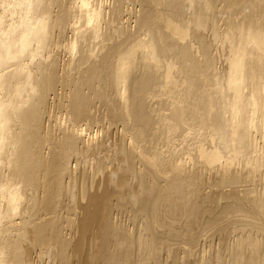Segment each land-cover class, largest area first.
<instances>
[{
  "label": "bare ground",
  "instance_id": "bare-ground-1",
  "mask_svg": "<svg viewBox=\"0 0 264 264\" xmlns=\"http://www.w3.org/2000/svg\"><path fill=\"white\" fill-rule=\"evenodd\" d=\"M109 1L110 5L101 2L96 5L90 0H78L79 6H74V0H0V264H21L23 261L21 257L24 251L20 240L26 235L27 223L31 226L32 234L29 232L32 238L34 235L32 240L29 239L32 248L37 245L46 248L43 244L51 240L52 244L48 242L51 244L49 249H44L46 254L50 253L54 258L55 250L60 255L69 249V253L78 256L77 264H147L148 261L157 264L159 245L172 238L184 243L185 247L186 244L195 247L197 235L189 234L188 230L165 232L169 237H163V233L158 232L159 228H163L158 213L164 206L166 213L170 214L168 210L176 209L180 216L188 220L198 219L196 200L199 190L193 186L194 177L188 176L187 170L185 172V161L178 157L180 151L177 154L178 145L185 144L187 151L191 144L194 145L203 161L209 165L220 161L224 167L222 171H228L227 162H221L224 158L220 156L221 151L207 150L200 139L205 130L219 128L217 122L221 121V114L219 116V111L213 110V105L216 94L224 97V85H220L219 77L214 72V58L209 44H204L205 31L209 32L212 40L219 41L227 48L225 79L227 89L232 91V99L227 104H230L235 116L248 106L251 112L246 110V114H252L258 101H261L258 89L262 93L260 87H264V78L260 81L263 76H259L257 80L252 67L259 65L264 74V0ZM126 2H130L132 8H128ZM76 10L86 19H82L83 24L77 18ZM121 14H132L131 18H127L133 19L130 27L127 22L124 25L120 22V26L116 24L119 27L109 25L110 29L103 30V33L100 31V19L114 21L115 15L121 18ZM75 18L81 24H76ZM99 35L100 44H91L90 38L96 39ZM195 43L199 46L196 53L192 49ZM201 43L205 46H201ZM58 48H64L62 51L68 53L64 61L57 59ZM245 80L251 83L249 96L244 93ZM51 97H56L58 109H62L59 112L65 114L64 118H58L62 121L55 124L56 127L52 125L56 117L54 120L49 115L44 121L45 114H51L48 108L50 103H54ZM50 98L53 103L48 104ZM104 118L119 123L127 135L130 146L124 147L126 167L113 169V173L108 174L116 182L114 187L86 198L81 207L82 216L77 222L78 236L69 239L62 233L54 206L49 209L51 216L47 213L46 216L30 219L29 209H22L28 212L27 216L21 212V207L25 206L18 204L22 198H26V194H23L27 189L23 192L25 186H41L46 190V195L52 187L56 191L64 177L71 174L69 158L76 153V146L80 142L78 136L84 130L79 123L97 124ZM235 119H226L229 133L221 138L226 147L243 141L245 131L240 130L242 122ZM250 119L248 115L245 119L247 125L254 121ZM52 126L57 132L45 134L44 131ZM235 145L233 149L236 152L238 147L235 148ZM234 150L231 153L234 154ZM97 166H101L100 161ZM127 175L136 178V192H127L120 199L117 198L115 206L128 208L132 219L139 220L138 226L129 229L131 231L109 220L107 206L109 197L126 191ZM230 176L223 177L222 183L237 182L236 177ZM174 191L176 194L172 197ZM81 192L86 193L85 187ZM261 196L259 199L256 195L250 198L245 196L248 197V208L228 203L221 210L222 215L234 213L243 219L246 217L243 221L251 232L262 234L264 212L257 202ZM53 197L49 194L46 203ZM208 198L213 199L209 195ZM204 200L200 198V201ZM18 206L21 210L19 216ZM209 219L199 221L203 224ZM171 224L166 227L170 225L172 229ZM99 226L104 232L97 233V238H100L98 247L95 245L98 251L92 253L87 233ZM241 236L234 244L235 251L231 249L233 254H230L229 262L242 264L244 259L251 261V264H264V242L260 243L253 233ZM244 248L250 253L247 257L244 256L246 252L242 251ZM25 249L30 256L32 250L29 247ZM185 252L189 253L187 250ZM5 255L10 258L8 261ZM247 262L244 264H250Z\"/></svg>",
  "mask_w": 264,
  "mask_h": 264
},
{
  "label": "rangeland",
  "instance_id": "rangeland-1",
  "mask_svg": "<svg viewBox=\"0 0 264 264\" xmlns=\"http://www.w3.org/2000/svg\"><path fill=\"white\" fill-rule=\"evenodd\" d=\"M93 1H94V3H93ZM93 1L90 0V2L92 4L96 3V5H98V3L100 4V2H101V4L103 3V5H110L109 0H99L100 2H97L95 0H93ZM74 4L79 6L78 0H74L73 5ZM126 4H127V6L129 4L128 8H130V7L132 8V6H130V2L129 3L126 2ZM77 8L78 7H75V9H77ZM77 11L78 10H76V14L78 15L77 18H79V20L81 22H82V19L84 18L83 20L85 21L86 20L85 17L82 18V15H81L82 13H80L79 11L77 12ZM124 15L125 14H123V16H122V14H121V16H122L121 18H117L118 16L115 15L116 20H114V21L109 20V22L105 21L104 19H100V21L102 20L99 23L100 24L99 29H101L100 31L103 33V30L105 31L106 29H110L109 25L110 26L115 25V26L119 27L120 22H122L123 25L125 22H127V24H128L127 26L130 27L133 24V22H132L133 19L127 20V18H131L132 14L129 15L130 17L128 15H127L128 17L124 16ZM77 18H75V20L77 21L76 24H78V23L81 24V22ZM6 19H8V18H6ZM82 24H83V22H82ZM116 24H119V26ZM207 29H208V27H207ZM101 32H100V34H101ZM198 32L199 31L197 30L196 33H198ZM204 34H205V36H204V38H205L204 42L205 43L204 44L207 43L206 46L209 44L210 53H212L211 56L213 55V58H214V60H213L214 65H215V67H214L215 71L214 72L219 77V80L222 83V84L220 83V85H222V86L224 85L223 90L225 93L223 92V90H221L222 86H220V90L223 92L224 97L220 98L219 94H216L217 98H216V100H214V105H213V108H214L213 110L219 111V116L221 114V116H220L221 121L217 122V124H219L218 125L219 128L214 129L216 131H214L212 129H207L208 131L205 130L202 133L205 137L202 135L200 136V139L203 142H201V140H198V141L201 142L203 144L204 148H206L207 150L216 149V150H218V152L221 151L220 156H221V158L224 157L221 160V162H224V163L227 162L226 168H228L229 172L227 170H226L227 172H225V173H224V171H222L223 166H221L220 161L210 163V165L207 162L203 161L204 159L200 158L198 156L196 150L194 149V145H192V144L190 145V149L191 148L192 149L191 150L189 149V151H187L188 147H186V148L184 147L185 144L178 145V147L176 148L178 150L177 154L179 155L181 153L180 154L181 156L179 155L178 157H181V160L183 158L182 162L185 161L183 163L185 165L184 166L185 172L188 171V176H190V177L192 176L191 178L194 177L193 179L195 182H194L193 186H195V188L197 187V190H199L198 191V193H199L198 198L199 199L197 198V200H196V206L198 209V219L192 218L191 220L189 219L190 220L189 221L188 218H186V217L184 218L183 216H180L178 214V211L176 209H175L176 210L175 211L173 208H170L171 210L173 209L172 211L168 210L170 212V214L168 212L166 213L164 206H162L160 209L162 212L159 211L158 218H159V221L163 222L160 224V226L163 227L164 229L159 228L158 232L163 233V235L162 234L161 235L163 237L168 238L169 236H167V235H169V234L166 235L165 232L170 233V231H176L177 230L176 232L181 233L184 230H188L189 234H192L193 236L196 234L197 236H195V237L198 240L196 242L195 247L190 246L192 248L191 250L189 249L190 248L189 245L187 246V244H186V247H185L184 243H183L184 244V246H183V244L181 242L175 241V240H173V238L171 241L168 240L167 242L161 243L162 246L159 245L161 248L159 247L160 249H159L158 255H157V260H158L157 264H228L231 262V261L229 262V260L231 259L230 254H233V251H235V248H236L235 247L236 245H234V244L237 243V241L240 239L241 235L246 236L247 233L248 234L253 233V235L256 237V239L260 243L264 242V240H263L264 239V235H263L264 233L259 234V233H256L255 231L251 232V230L246 226L245 221H243L246 219V217L243 219V217L241 218L238 215L235 216L236 214H234V213H228V215L224 216V215H222V212H221V210L228 203L236 204L237 206L242 205L241 207L248 208L249 205L247 206V204H249V203H247V198L248 197L249 198L255 197V195L258 197V199L260 198L259 196L262 195L260 201L257 200V202L259 203V204L258 203L257 204H258V207H261V210H263V212H264V207H263L264 206V202H263L264 201V196H263L264 195V193H263L264 192V120H263L264 119V87H260V88H262V93H261V89H258V96L260 95L259 99L262 102L258 101L259 104H257L256 107H254V109H253L254 112L252 114H250V113L246 114V110H247V112H249V111L251 112V109L248 110V108H250L248 106V107H245V109H244L245 111L244 110L240 111V113H241V114L239 113L240 115L237 114L235 116L234 112H232V110H231V107H229L230 104H229V106L227 104V103H230V100L232 99V96L230 95L232 93V91L229 88L227 89L226 79H225L226 78L225 73H226V69H227V65H226L227 62L225 60L228 56L227 55L228 54L227 48L225 47L224 44L219 43V41L212 40L213 38H211V35L209 34L208 31H205ZM115 37H116V39H118L116 35H115ZM115 37L113 36V38H115ZM90 39L91 40H89V41L91 42V44H100L101 36L99 35L96 39L95 38H93V39L90 38ZM94 41H95V43H93ZM97 41H98V43H97ZM63 43H64V45H63ZM63 43H62V45L65 46V41ZM204 44L201 43L200 45L201 46L203 45V47H204L205 46ZM201 46H200V48H201ZM97 47L98 46H96V50L98 49ZM198 47L199 46L197 43H195L193 45L192 49H193V51H195V53L197 52V50H199ZM62 49H64V48H62ZM62 49L60 48L58 50L59 52H56V55L58 56L57 59H59V61L60 60L64 61L68 57V53H66L67 51L65 50V52H64V51H62ZM201 49H200V51H201ZM75 55H77V54H75ZM172 57H173V59H175L174 56H172ZM172 57H171V59H172ZM63 58H64V60H63ZM257 67L260 70L259 65L258 66L255 64L253 65L252 71L253 70L255 71V72L253 71L254 72L253 74H254L256 79L259 78V76H263L260 78V81H262V79L264 78V74L261 72V70L260 71L256 70ZM256 71H257V73H256ZM246 80L248 81L249 79H246ZM246 80L244 81L245 82L244 85L246 84L244 87V93L247 96H249L250 94H248V93L251 91L252 88L250 87L251 86L250 81L247 82ZM257 80H259V79H257ZM51 98H52L54 103L51 101ZM51 98L48 99V104L50 102L53 103V104L50 103L49 104L50 106L48 105V108H49L51 114H49V112H47L44 116V119H45L44 121H47V117H49V115L54 117V120L56 117V120L53 121L54 123L51 121V123H53L52 125H54L56 127L55 124H57L58 122L60 123L62 121L60 119H62V117L64 118L63 115H65V114H63L62 112H59L62 109L61 108L58 109L59 106H58V103L56 102L57 101L56 97H54V98L51 97ZM260 104H262V105H260ZM224 105H225V107H223ZM94 111H96V109ZM231 112L234 115H232ZM241 115L243 116L242 121L240 119ZM248 115H249V117H251V119H250L251 121L254 120L253 122H251V123H253V125L251 123L249 125L246 124L247 121L245 119H247ZM232 116H235V117H232ZM231 117L233 119L236 118L235 121L240 120L242 122L240 130L242 132L245 131L244 134H242V135H244L243 141L241 142L242 144L240 143V144L235 145V143H234L235 148L236 147L239 148V149L238 148L236 149V152L233 149L234 145L231 144V146L226 147V145L223 143V141H221L222 140L221 138L223 136L225 137L226 136L225 134L229 133L228 126L226 125V122H227L226 119H229V121H233ZM58 118H60V119H58ZM103 120H105V118L102 119L101 121H99L97 124L96 123H92V124L86 123L85 124L83 122L79 123L82 125V130L83 129L84 130L81 133V135L78 136L79 140L77 139L78 141H80V142H78V144L76 146V148H78L77 149L78 151L75 150L76 153L72 154L71 157L73 159L71 157L69 158L68 166L71 168V172H70L71 174H70V176L68 175V177H66V176L64 177V181L61 183L60 187L56 188V186H55V188L57 189L56 191H55L54 187L51 188V190L53 189L54 191H51V190H49L50 192L48 191L49 194H51V196L52 195L54 196L52 198V200L49 199V202H47L48 204L46 203V201H48L49 194L46 195L44 193V192H46V190L44 189L45 190L44 191L41 186H27V187L25 186L23 188L24 190L22 189L24 192L25 189L27 188L26 191L24 193L23 192L22 193L26 194V196L24 195V197H26V198L29 197V198H28V205H27V199L26 198L25 199L22 198V200L19 202L20 204H18V205L20 207L25 206L23 208L21 207V210L23 209V210L27 211L29 209L30 219H35V218L39 217V215L40 216H42V215L46 216V215H48L47 213L50 214L51 211H49V209L51 210L52 207L54 206L53 208L57 209V210L55 209L57 211V212L56 211L55 212H56V215H57L58 221H59V222L58 221L57 222L59 225H61L60 227L62 228L61 229L62 233H65L64 236L65 237L67 236V238H69V239L70 238L75 239L78 236L77 222L79 221V219L82 216L83 210L81 207L86 202V200H87L86 198L91 194L101 193L106 188L110 189V188L114 187L116 182H115L114 178L111 176H108V174L113 173V169L126 167V165L124 164V157H125L124 156V150L126 147L130 146L128 143L129 140L127 138V135H126V133H124L125 131H123V129L121 128L122 126L119 123H116V122L112 123L113 121L111 122V120L109 121V119H106L105 121H103ZM244 123H245V125H243ZM81 125H79V127H81ZM54 126H52L53 128H49L48 130H45L44 133L45 134L52 133V131L57 132V130ZM242 126H243V128H242ZM244 126H245L246 130H244ZM53 129H55V130H53ZM244 140H246V141L244 142ZM183 148L185 150H183ZM208 148H210V149H208ZM118 149H119V151H118ZM193 149H194V151H193ZM182 150L187 155L184 156L183 155L184 153ZM233 150H234V154L231 153V152H233ZM179 151H180V153H178ZM185 151H187V152H185ZM231 154H233V156ZM230 155H231V157H229ZM224 160H226V161H224ZM253 160H254V162H253ZM98 161L101 162L100 167L97 166ZM102 166H104L105 168ZM219 166L221 169L219 168ZM253 166L254 167L259 166V167H258V169H257V167H255L256 168L255 169ZM99 168H101V169L99 170ZM252 168L255 170H253ZM84 169H85V171H84ZM91 170H92V173H90ZM102 170H103V172H102ZM82 171L84 173L86 172L83 175L84 178L82 177V174H83ZM92 174H93V176H92ZM126 174H128V172H126ZM230 174L237 178V182L236 183H230V184H229V182L222 183V179L232 177V176H230ZM109 177H111V178H109ZM135 179L136 178H130L129 175H127V180H126L127 186H126V191L123 192L124 194L111 196V197H109V199H107V206L109 207L108 213L110 215L109 220L114 225H117L120 228L125 229L126 231H131V230H133L134 226H138L137 222L139 220L132 219L131 212L129 210H127L128 208H125V207H122V208L119 207L118 208L115 206V204L117 202V198L120 199L127 192L128 193L129 192L132 193V191L136 192V187H134V186L137 184V180H135ZM64 184H65V186H64ZM29 187L30 188L32 187L31 191L34 188L38 191H36L34 189V191L31 192ZM82 187H83V189L85 187L86 193L81 192L83 190ZM41 189H42V191H41ZM80 189H81V191H80ZM58 191H59V193H58ZM52 192L55 194H53ZM30 193L32 195H27ZM220 193H221V195H220ZM227 193H228V196H227ZM175 194H176V192L174 191L172 193V197L175 196ZM33 195H35V196H33ZM45 195H46V198H45ZM208 195L210 198H213L214 201H213V199L210 200L208 198ZM30 196L32 199L30 198ZM81 196H83V197H81ZM243 196L245 199H243ZM245 196H248V197H245ZM34 197H35V199H34ZM201 197L203 199H205L203 202L200 201ZM218 198H220V199H218ZM23 199H24V201H23ZM43 199H44V201H43ZM174 199H175V197H174ZM25 200H26V202H25ZM30 200L33 201L32 206H31L32 203L30 202ZM22 203H23V205H22ZM29 203H30V205H29ZM19 206L17 207L18 208L17 211L20 210ZM42 206L45 208H43ZM50 206H52V207L50 208ZM170 207H171V205H170ZM44 209H45V211H44ZM90 209L92 210V207ZM23 210L21 211L22 213L24 212ZM46 210H47V212H46ZM20 211L17 212V215H18V213H20ZM27 214H28V212L25 213V215H27ZM174 214L177 217H175ZM229 214H232V215H229ZM51 215L52 214H50V216ZM170 215H173V217H170ZM172 218L174 221H172ZM209 218H211L212 220H210ZM240 218H241V220H240ZM193 219H195V220H193ZM199 219H200V221L207 220V219H209V220L206 221V223L201 224ZM201 219H203V220H201ZM222 219H224V220H222ZM226 219H228V220H226ZM103 220H104V218H103ZM237 220H239L238 221L239 223L241 221L242 226H240L241 224L237 223ZM235 222L237 224H235ZM166 223L167 224L172 223L171 226L174 229L173 228L171 229L170 225H168V227H170V228L166 227L167 226ZM135 224H137V225H135ZM162 224H164V225L166 224V226H164ZM186 224L187 225L189 224L190 226L188 225V228H187ZM207 224H209V225H207ZM27 225H28V223H27ZM27 225L25 226V228H26L25 230L28 231L27 233L25 231L26 238H24L25 237L24 236L23 240H20V242L22 241L21 245L23 247L22 250L24 251V253L22 255L23 257H21V259L23 260L21 262V264H24L25 262H26L25 264H53V263L54 264H58V263L59 264H77L76 261H78V256L76 254L72 255L71 253H69V252H71L69 249L66 251V253H62L60 255H59V253L57 254V252L55 250L56 253L54 252V254L57 257L53 256L51 254L54 258H52L50 256V253L46 254L45 253L46 251H44V249H46V248L49 249V245L52 244L51 240H49V241H51L50 242L51 244L48 243L49 241L46 242L45 244H43L44 247L47 246L46 248H42V246L40 247L39 245H37V246H39L38 248L39 249L41 248L42 250L41 249L39 250L37 248V246H36V248L33 247L34 248L33 249L31 247L29 239L32 240L34 238V235L32 238L31 226H29V225L27 226ZM184 226L186 228H184ZM239 226L241 228L246 227V229L245 228L240 229ZM94 228L95 229L92 228L91 229L92 231L88 232L89 234L87 233L88 241L90 243L89 245H91L90 251L92 253H95L96 251H98L97 245L99 244L100 238L99 237L97 238V233L99 231L102 233L104 232V229H102V230L99 229V228H101L100 226L98 228L97 227H94ZM129 229H131V230H129ZM179 229H181L182 231ZM189 229H191V230H189ZM203 229L205 232L204 231L202 232ZM29 230H30L31 234H30ZM167 230H169V231H167ZM243 231H244V234H243ZM236 237H237V239H236ZM263 245H264V243H263ZM27 247H29L30 249L32 248L30 256H28V254L26 252L25 248H27ZM50 248H52V247H50ZM185 248L187 251H189V253L185 252L186 251ZM54 249H56V247H54ZM93 250H94V252H93ZM36 251L37 252L39 251L38 252L39 255L37 254ZM41 251H43V252L40 253ZM242 251H244V253L245 252L246 253L244 254ZM242 251H241L242 256L244 254V256L247 257L250 254L249 251L245 248ZM44 253H45V256H42ZM263 253H264V246L262 249V254ZM65 254L67 257L65 256ZM5 257H6V261H8L10 259L8 255H5ZM51 258L53 259V261ZM42 261L44 263H42ZM242 261H243L242 264L247 262L244 259H242ZM51 262H53V263H51ZM247 263L251 264V261L250 262L248 261ZM147 264H154V263L148 261Z\"/></svg>",
  "mask_w": 264,
  "mask_h": 264
}]
</instances>
